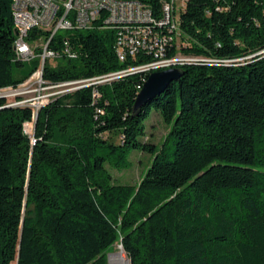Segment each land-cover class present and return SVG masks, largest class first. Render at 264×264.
Segmentation results:
<instances>
[{"label": "trees", "instance_id": "16d2710c", "mask_svg": "<svg viewBox=\"0 0 264 264\" xmlns=\"http://www.w3.org/2000/svg\"><path fill=\"white\" fill-rule=\"evenodd\" d=\"M128 1L149 7L168 61H197L174 67L180 78L139 110L153 73L36 111L1 96L41 59H18L14 1L0 0V264H111L117 245L131 264H264V0ZM167 4L175 28L162 26ZM105 17L100 28L57 34L51 50L68 43L78 57L47 66V80L155 61L140 49L122 62L127 29ZM154 110L170 128L161 147L146 141ZM139 152L153 157L141 182L118 183L113 171L131 169Z\"/></svg>", "mask_w": 264, "mask_h": 264}, {"label": "built area", "instance_id": "2783aa9c", "mask_svg": "<svg viewBox=\"0 0 264 264\" xmlns=\"http://www.w3.org/2000/svg\"><path fill=\"white\" fill-rule=\"evenodd\" d=\"M16 20V53L19 60L30 63L36 58L41 59L37 71L17 88H9L1 92V96L17 100L14 107L31 106L39 111L56 98L76 93L85 88H95V97L99 96L98 87L113 83L127 76L139 72H160L177 66H164L167 39L151 30L154 18L149 7L139 1H128L119 4V0H13ZM143 5V13L132 16V8ZM165 22L162 26L176 27L172 15L173 6H165ZM107 24L112 27L127 29L120 33L119 57L126 62L128 56H135L140 49L155 54V61L149 65L132 68L124 72L111 73L89 79L67 82H52L46 79L47 66L56 67L57 60L65 57L76 59L78 54L68 43L61 50H51V45L60 32L76 30L89 31L98 27L104 16ZM40 36L30 40L31 34ZM180 65L196 62V59L179 56ZM35 93L36 98L22 99V95Z\"/></svg>", "mask_w": 264, "mask_h": 264}, {"label": "rangeland", "instance_id": "374dc122", "mask_svg": "<svg viewBox=\"0 0 264 264\" xmlns=\"http://www.w3.org/2000/svg\"><path fill=\"white\" fill-rule=\"evenodd\" d=\"M175 60L179 64L180 59L177 57ZM57 61H58L57 64L61 62L60 60H57ZM114 73H117V72H114ZM22 96H23L22 99L29 100L32 98H36L38 94L31 93V94L22 95ZM9 102L15 103L17 102V100L15 99V97L14 98L11 97L9 99ZM147 127H148V136L146 138V141L152 142L156 144L157 146L161 147L167 141V138L170 133V128L164 122L161 114L157 110H154V112L152 113L150 119L147 122ZM26 130H27V133L32 138H34L35 124L28 125ZM116 140L119 142V139H116ZM132 162H133L132 168L127 171H124V172L113 171L116 181L118 183L131 184V185H136L140 183L143 178V174L145 170H147L151 166L153 162V157L150 154L139 152L133 155ZM109 262L111 264H131V261L129 260L128 255L126 254L123 245H117L115 247V250L109 254Z\"/></svg>", "mask_w": 264, "mask_h": 264}, {"label": "water", "instance_id": "95a60500", "mask_svg": "<svg viewBox=\"0 0 264 264\" xmlns=\"http://www.w3.org/2000/svg\"><path fill=\"white\" fill-rule=\"evenodd\" d=\"M180 76L181 73L178 68H171L169 70L153 73L144 85V88L137 99L135 109H141L146 103L150 102L158 95H161L170 84L173 81H177Z\"/></svg>", "mask_w": 264, "mask_h": 264}, {"label": "bare ground", "instance_id": "6f19581e", "mask_svg": "<svg viewBox=\"0 0 264 264\" xmlns=\"http://www.w3.org/2000/svg\"><path fill=\"white\" fill-rule=\"evenodd\" d=\"M119 4H127V1L119 0ZM141 13H143V5H136L134 8H132V16H139ZM175 59L170 60V61H168L167 59H164V66H178V65H180V60H179V64H178Z\"/></svg>", "mask_w": 264, "mask_h": 264}]
</instances>
